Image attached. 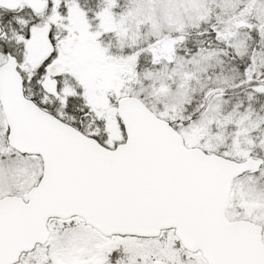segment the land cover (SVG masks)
Masks as SVG:
<instances>
[{"label":"rangeland","instance_id":"374dc122","mask_svg":"<svg viewBox=\"0 0 264 264\" xmlns=\"http://www.w3.org/2000/svg\"><path fill=\"white\" fill-rule=\"evenodd\" d=\"M48 9L55 12L52 20H64L58 29L66 30L65 44L55 51L67 64L77 63L74 71L81 75L84 98L96 116L104 119L107 146L121 140V130L113 108L97 111L96 107L126 90L142 94L156 112L170 120L186 121L203 108L196 120L177 128L188 146H201L238 160L256 155L264 159V134L258 133L262 127L248 117L249 105L219 93L243 78L213 53L188 61L177 58L174 51L166 53L178 47L187 30L208 24L218 29L221 39L229 41L235 56L254 60L244 79L261 80L257 93H264V0H106L94 16L69 0H51ZM17 26L18 39L23 38L20 30L28 35L22 42L21 70L31 82L35 66L28 63L27 41L33 29L19 22ZM252 27L260 34L261 58L250 51L248 30ZM137 45L142 48L130 51ZM154 49L164 52L158 61L152 60ZM114 52L126 56L115 57ZM149 52V66L136 74L134 57ZM5 58L0 53V63ZM60 92L63 103L71 90L61 85ZM5 133L0 108V197L22 196L39 179L42 163L38 156L11 150ZM231 199L229 219L242 218L264 226V165L233 182ZM50 230L49 243L23 256L19 264H205L199 254L186 253L170 232L157 239L106 238L79 219L52 221Z\"/></svg>","mask_w":264,"mask_h":264},{"label":"water","instance_id":"95a60500","mask_svg":"<svg viewBox=\"0 0 264 264\" xmlns=\"http://www.w3.org/2000/svg\"><path fill=\"white\" fill-rule=\"evenodd\" d=\"M21 3L35 12L46 5L0 0V7L15 10ZM47 47L46 32L36 29L31 59ZM153 56L158 60L161 52L154 50ZM62 70L60 62L48 67L53 77ZM41 86L58 95L54 79ZM0 106L8 146L42 161V174L26 194L0 198V264H14L22 253L44 245L50 218L71 217L107 237L154 238L172 229L182 247L200 252L206 264H264L262 227L225 216L232 181L258 171L261 159L237 161L186 147L170 122L132 96L116 103L124 142L105 147L27 98L12 56L0 65Z\"/></svg>","mask_w":264,"mask_h":264},{"label":"trees","instance_id":"16d2710c","mask_svg":"<svg viewBox=\"0 0 264 264\" xmlns=\"http://www.w3.org/2000/svg\"><path fill=\"white\" fill-rule=\"evenodd\" d=\"M69 1L76 2L80 8L88 13H93L92 16H94V14L102 11V9L105 7L106 0ZM114 1L119 3L120 0ZM7 17L8 18L6 19V24L7 22L13 23V21L21 20L26 25H29L33 20L31 11L25 6L21 7L16 12H9L7 14ZM18 29L19 27H16L14 25H12L10 28L5 26V35L4 37L0 38V53L2 55L11 54L14 55L18 60H22V54L24 51L22 40L27 37V32L22 33L20 30L19 34L23 35V38L20 40L17 38L18 35H16L18 33L16 32ZM248 33L250 35L249 38L251 39L250 51L256 52L258 57L261 58L260 55H262L263 49L260 34L254 27L248 30ZM104 37L105 36H103L102 39H105ZM181 37L182 41L175 49L177 58L181 59L182 61L196 60L206 53H213L220 58L224 66H226L228 69H233L239 76L243 78L238 85L226 87L221 90V92L219 91V93H222V96L225 98H230L233 100L234 98H237L238 101H245L246 104L249 105L248 117L256 124H259V127H262L258 128V133L260 135L264 134V93H257L259 92L258 89L261 88V80L259 81L253 79L250 81H246V79H244L246 71L249 69V67H251L250 63H254V60H249L250 58H247L246 56L242 58L235 56L229 44V41L225 38L221 39L218 29L210 27L208 24L193 27L182 34ZM138 48H142V46L137 45L133 50H137ZM258 57L256 60H258L259 63L260 59ZM138 63L139 61L137 62V64ZM28 93L29 91H26L27 95H29ZM211 95L207 97L208 100ZM142 99L144 98L142 97ZM68 102L69 105L67 107L71 110L68 111V113L63 112V119L66 121H69L71 117L78 119V115L83 114L84 110L86 109V107L83 105V99L80 95L75 94L74 96L70 97ZM49 111L53 114H56L55 109H50ZM202 111L203 108L194 111L188 119L196 120L201 115ZM74 126L77 125L74 124ZM80 130L85 131L83 129Z\"/></svg>","mask_w":264,"mask_h":264},{"label":"flooded vegetation","instance_id":"af4514ba","mask_svg":"<svg viewBox=\"0 0 264 264\" xmlns=\"http://www.w3.org/2000/svg\"><path fill=\"white\" fill-rule=\"evenodd\" d=\"M47 1V7L48 8L51 5V0ZM44 9L41 12L35 13L31 11V14L33 15V20L30 22L29 28L33 29L32 33L38 29L42 28L46 31V39L48 41V49L39 54L34 61H32L31 64H33L34 71L31 75V82L30 85L27 86L28 89H32V92H35L34 97L35 100L38 102V104L42 107V109L49 111L50 109L59 111L61 113L65 112L68 113L71 109L67 106L69 105V102L67 101V97H69L70 94L78 91L80 94H84V86L82 87L79 81L81 75H79L78 71H74V68L77 66V63L74 61H69L67 64L65 61H62L59 59L55 48H58L59 46H64L65 43H63V40L66 38V30L63 28V30L58 29V24H61L63 27L64 20L60 18L59 20H52L53 15L55 12L50 11L49 9ZM9 11L0 8V28H1V34L0 37H2L5 34V26L10 28L12 25L15 24V21L13 23L7 22L6 19L7 14ZM72 46V43H70ZM82 52V51H81ZM55 60H60L63 63V72L60 76H58L56 80L57 87H61V83L63 81H66V83H69L66 88H69L71 90V93L64 95V106L61 107L58 100H54L52 96L47 95L44 93V91L41 89V81L43 79H46L49 76L48 73V66L51 62ZM89 75H86L88 77ZM116 99L114 97H109L108 101L106 103L107 108L99 109V105H97L96 110L97 111H107L111 108H115ZM61 109V110H60ZM85 113L78 115L79 118H70V121L77 125L76 127L83 129V130H95L98 131V127L94 125V123H99L100 119L102 121V125L105 130V123L104 119L96 116L94 110L92 107L87 109V111H84ZM100 121V122H101ZM118 126L120 130H122V127L120 123L118 122ZM101 136L105 137L107 140V135L103 133ZM121 137L123 138L122 131H121ZM121 138V139H122Z\"/></svg>","mask_w":264,"mask_h":264}]
</instances>
